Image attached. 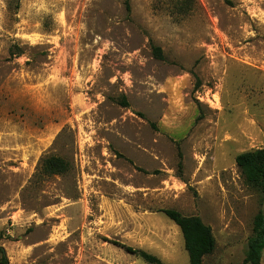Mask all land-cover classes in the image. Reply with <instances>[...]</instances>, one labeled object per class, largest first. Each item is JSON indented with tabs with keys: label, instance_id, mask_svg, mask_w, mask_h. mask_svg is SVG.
<instances>
[{
	"label": "rangeland",
	"instance_id": "374dc122",
	"mask_svg": "<svg viewBox=\"0 0 264 264\" xmlns=\"http://www.w3.org/2000/svg\"><path fill=\"white\" fill-rule=\"evenodd\" d=\"M126 1L0 0L8 264H150L114 242L190 264L163 208L212 227L202 264L246 254L264 192L235 157L264 146V0Z\"/></svg>",
	"mask_w": 264,
	"mask_h": 264
},
{
	"label": "trees",
	"instance_id": "16d2710c",
	"mask_svg": "<svg viewBox=\"0 0 264 264\" xmlns=\"http://www.w3.org/2000/svg\"><path fill=\"white\" fill-rule=\"evenodd\" d=\"M126 3L127 7L130 8L129 0ZM152 50L157 58H164L160 46L152 45ZM235 162L245 180L258 186L264 192V146L238 153ZM41 168L47 175L62 174L70 169V162L59 155H48L42 159ZM161 211L179 226L190 264H202L205 255L212 253L216 247L212 227L196 214L186 215L175 208H163ZM252 232L247 241L246 254L240 264H261L264 252V210H260L255 215ZM114 243L140 256L150 264H166L160 257L144 249L120 242ZM0 255L3 264H8L5 249L1 245Z\"/></svg>",
	"mask_w": 264,
	"mask_h": 264
},
{
	"label": "crops",
	"instance_id": "0c3cea01",
	"mask_svg": "<svg viewBox=\"0 0 264 264\" xmlns=\"http://www.w3.org/2000/svg\"><path fill=\"white\" fill-rule=\"evenodd\" d=\"M264 253V252H263ZM262 259H263V256H262ZM262 262V261H261Z\"/></svg>",
	"mask_w": 264,
	"mask_h": 264
}]
</instances>
